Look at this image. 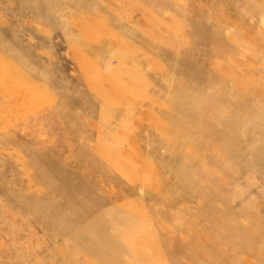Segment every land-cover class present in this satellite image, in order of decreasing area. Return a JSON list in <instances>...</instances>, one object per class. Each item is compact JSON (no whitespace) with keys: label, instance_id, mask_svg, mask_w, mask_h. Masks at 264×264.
Instances as JSON below:
<instances>
[{"label":"rangeland","instance_id":"rangeland-1","mask_svg":"<svg viewBox=\"0 0 264 264\" xmlns=\"http://www.w3.org/2000/svg\"><path fill=\"white\" fill-rule=\"evenodd\" d=\"M0 264H264V0H0Z\"/></svg>","mask_w":264,"mask_h":264}]
</instances>
